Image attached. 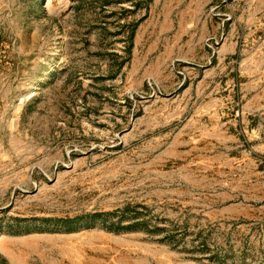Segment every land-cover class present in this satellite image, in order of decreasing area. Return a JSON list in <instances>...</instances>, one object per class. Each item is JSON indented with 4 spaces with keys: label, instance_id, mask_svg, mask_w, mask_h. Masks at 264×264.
Listing matches in <instances>:
<instances>
[{
    "label": "rangeland",
    "instance_id": "rangeland-1",
    "mask_svg": "<svg viewBox=\"0 0 264 264\" xmlns=\"http://www.w3.org/2000/svg\"><path fill=\"white\" fill-rule=\"evenodd\" d=\"M0 264H264V0H0Z\"/></svg>",
    "mask_w": 264,
    "mask_h": 264
},
{
    "label": "trees",
    "instance_id": "trees-1",
    "mask_svg": "<svg viewBox=\"0 0 264 264\" xmlns=\"http://www.w3.org/2000/svg\"><path fill=\"white\" fill-rule=\"evenodd\" d=\"M72 222L71 221H66V223L65 224H63L64 225V227H67V229H70V228H73V226H72V224H71ZM66 225V226H65ZM68 225V226H67ZM70 225V226H69Z\"/></svg>",
    "mask_w": 264,
    "mask_h": 264
}]
</instances>
